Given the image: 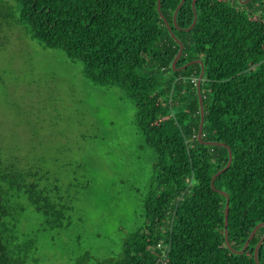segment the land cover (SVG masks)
<instances>
[{"label":"trees","instance_id":"trees-1","mask_svg":"<svg viewBox=\"0 0 264 264\" xmlns=\"http://www.w3.org/2000/svg\"><path fill=\"white\" fill-rule=\"evenodd\" d=\"M0 0V52L14 34L62 49L85 64L93 82L123 85L136 105L135 123L153 147L152 189L142 221L119 252L97 264H257L260 227L243 253L254 227L264 223V15L255 2L193 0ZM243 5H239L238 3ZM15 30H20L16 32ZM20 39V37H18ZM204 105L203 141L198 137ZM165 77L166 74H169ZM232 163L213 176L229 162ZM0 151V264H39L38 234L22 229L28 204L40 214L43 230L68 227L77 185L52 174L43 157L32 163L21 154ZM87 182L84 183V186ZM229 195V222L225 208ZM264 264V240L259 249Z\"/></svg>","mask_w":264,"mask_h":264},{"label":"rangeland","instance_id":"rangeland-1","mask_svg":"<svg viewBox=\"0 0 264 264\" xmlns=\"http://www.w3.org/2000/svg\"><path fill=\"white\" fill-rule=\"evenodd\" d=\"M254 2L264 15V0ZM135 116L123 85L93 82L84 62L62 49L14 34L12 47L0 52L1 154L24 153L32 163L43 157L52 174L77 184L68 227L43 230L40 214L27 206L21 242L38 234V250L29 254L39 264H97L140 225L157 154Z\"/></svg>","mask_w":264,"mask_h":264},{"label":"water","instance_id":"water-1","mask_svg":"<svg viewBox=\"0 0 264 264\" xmlns=\"http://www.w3.org/2000/svg\"><path fill=\"white\" fill-rule=\"evenodd\" d=\"M196 1H197V0H193V2H192L193 9H194V20H193L191 26L187 28V30H190V29L195 25V23H196V21H197ZM241 1L244 2V3H246V2H248V1H250V0H241ZM184 2H185V0H181L180 3H179L178 6H177L175 12H174V22H175V24H176V19H177L178 11H179L180 7L183 5ZM158 9H159L161 15L163 16V18H164V20H165L167 26L169 27V30H170L172 36L174 37V39H175V40L179 43V45H180L179 52H178V54L175 56V58H174V60H173V63H172V64H173V68H174V69H183V68H186V67H188L189 65H191V64H193V63H196V62H200V63H202V60H200V59H195V60H192V61H190V62L184 64L183 66L177 68L176 64H177L178 60L180 59V57H181V55H182V53H183L184 43H183V42H182V41H181V40L175 35V33L173 32V30H172V28H171V26H170L168 20H167L166 17L162 14V12H161V0H158ZM203 75H204V66L202 65V72H201V74H200V76H199V80H198V92H199V96H200V105H201V112H202V115H201V123H200L199 132H198V137H199V139H200L202 142H205L206 144L225 145V143H223V142H219V141H210V140H209V141H203V139H202V136H203V124H204V105H203V96H202V92H201V82H202ZM229 153H230V154H229V162H228L227 166H226L225 168L221 169L220 171H218V172L213 176V178H212L211 185H212L213 188H215L214 181H215L216 177H217L220 173H222L225 169H227V168L231 165V163H232V150H231L230 148H229ZM218 191L221 192V193H223V194H225L226 197H227V203H226V208H225V226L227 227L228 222H229V195H228V193L225 192V191H222V190H218ZM262 226H264V223H263V222L257 224V225L254 227V229L252 230L250 236H249L248 239L246 240V242H245V244H244V246H243V248H242L241 250H236V249H234V248L231 246L230 241H229V233H228V229L226 228V229H225V237H226V242H227L228 246L231 248V250H232L233 252H236V253H243V252L246 250V248L249 246V244H250L251 240L253 239V237H254L256 231H257L260 227H262ZM263 240H264V235H263L262 238L259 240V242L257 243L256 248H255V253H254V254H255V261H256L257 264H261V262H260V258H259V249H260V246H261L262 243H263Z\"/></svg>","mask_w":264,"mask_h":264}]
</instances>
